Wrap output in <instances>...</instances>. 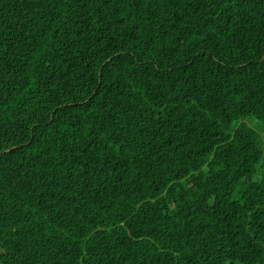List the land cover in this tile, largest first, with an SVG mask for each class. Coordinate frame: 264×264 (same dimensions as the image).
Returning a JSON list of instances; mask_svg holds the SVG:
<instances>
[{
  "label": "trees",
  "instance_id": "16d2710c",
  "mask_svg": "<svg viewBox=\"0 0 264 264\" xmlns=\"http://www.w3.org/2000/svg\"><path fill=\"white\" fill-rule=\"evenodd\" d=\"M0 264H264V0H0Z\"/></svg>",
  "mask_w": 264,
  "mask_h": 264
}]
</instances>
